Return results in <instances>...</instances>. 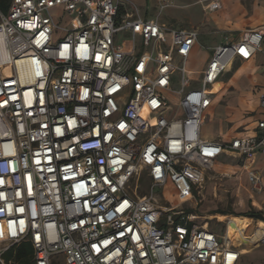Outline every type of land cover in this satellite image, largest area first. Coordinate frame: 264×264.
<instances>
[{"label":"built area","instance_id":"obj_1","mask_svg":"<svg viewBox=\"0 0 264 264\" xmlns=\"http://www.w3.org/2000/svg\"><path fill=\"white\" fill-rule=\"evenodd\" d=\"M172 5L156 0L154 18L151 1L137 0H11L0 10V264H24L7 259L24 243L29 264H238L244 256L227 225L219 238L192 202L203 201L225 152L261 191L252 165L264 155V119L256 136L230 143L201 131L214 86L261 52L264 28L225 37L194 78L187 63L200 35L161 22ZM169 184L190 209L170 208L159 193Z\"/></svg>","mask_w":264,"mask_h":264},{"label":"crops","instance_id":"obj_2","mask_svg":"<svg viewBox=\"0 0 264 264\" xmlns=\"http://www.w3.org/2000/svg\"><path fill=\"white\" fill-rule=\"evenodd\" d=\"M137 1H151V6L155 8L156 0H137ZM152 1H154L153 4ZM218 1L222 5V8L220 10L214 12L208 11L205 8L207 2L202 9L205 13L206 21L211 22L213 26L212 25L210 27L204 26L202 29L200 28L186 29V30L197 31L200 35L199 44H197L193 48V51L187 63L188 71L192 73H196L192 76L194 78L199 77V74L202 71H204V69L207 67L212 57L213 50L216 47L227 43L225 38L221 36L222 32H226V33L227 31L235 32V35L233 34L229 35V37L232 36L230 37V42H231V40L234 41V37L240 36L245 31L264 28V0H230L229 3L226 4H223L221 0ZM173 4H174V0H173ZM154 8L151 11L152 13L150 15L155 14ZM150 15L149 18H154V17H150ZM161 22L167 24L162 20V18H161ZM235 30H239L240 35ZM203 39L210 41L214 39H218L219 41L207 51L200 46V42ZM201 54L206 55L207 62L204 68L198 69L192 65V61L197 57H199ZM235 63H242V64L234 69ZM242 68H248L251 73L254 72L250 89L243 94L238 92V88L236 85L237 77L235 76L236 72H238ZM219 84L222 85V93L227 87L232 89V92L230 94L234 98V104H235L234 107L237 105L248 106L249 109L248 115L250 118H248L247 123H245L246 127L249 125L245 132L242 133L239 132V128H240L239 126H235L231 130L225 129L224 118L228 115V108L222 107L217 104V101L222 93L220 95H214L215 90ZM262 96H264V42L261 52L257 53L248 62H241V61L234 62L232 65H230L229 72L226 73L222 78H220L216 86H214L211 107L206 112L205 122L203 127L206 125V121L210 112L216 113L217 123H218L216 127V134L212 135L211 137H208L207 135L203 134V127H202L201 138L207 141H222L225 143H230L235 139L256 136L258 123L259 121L264 119V109H262L260 106V99ZM263 167H264V155L257 154L252 165V170L261 178L262 186L260 192L254 190L253 185L249 178V173L243 169L239 156H237L236 154H230L226 152L223 153L216 160L212 170L207 175V178H209L210 173L213 171L217 175V181L221 183L224 182V186L228 187L229 189L235 190L234 191L235 193L233 192L234 196L240 201L239 203H237L238 205L237 207L241 210L240 212H244L243 215L239 213L238 217H247L248 219L251 220V224L247 226L244 232L237 233L239 240L242 241L244 256L249 255L251 251L257 249L256 247L259 242V239L262 236V234H264V230H258L257 233L255 234V238L251 240L250 237L249 238L246 237V233H245L246 231L247 233L249 232V230L253 226V222L255 221L254 219H256L249 217V215L252 214L246 211V209L249 208V206H251L256 211L253 213L261 214L262 218L260 219H264V170L262 169ZM217 185H218L217 183L215 185L211 183L208 186V188L205 187L204 189L205 199L209 194H212L215 198H217L218 196ZM225 192H228V189H226ZM192 206L194 208L193 211L195 213L197 212L201 213L203 206L202 202L198 203L197 205L195 202H192ZM211 209L212 208H208V211H213V210L215 211L217 208L213 210ZM222 214L224 215L222 217L225 218L231 217V216H227L225 213ZM197 217L199 218V220L206 221V220H211V218L215 216H210V215L200 216L198 213ZM218 222H220L221 224L226 221L224 220ZM226 225L229 232L236 233L230 222H227ZM211 231L216 235H218L219 238H222L224 234L222 231L219 232H214L213 230ZM240 262L238 264H240Z\"/></svg>","mask_w":264,"mask_h":264},{"label":"rangeland","instance_id":"obj_3","mask_svg":"<svg viewBox=\"0 0 264 264\" xmlns=\"http://www.w3.org/2000/svg\"><path fill=\"white\" fill-rule=\"evenodd\" d=\"M223 4L229 3L230 0H221ZM207 0H174V4L169 10H166L163 13L162 20L166 22L169 26H171L174 29H202L204 26L210 27L212 25L211 22L206 21L205 13L202 10L204 5L206 4ZM154 1H152V4ZM154 8V7H153ZM152 11V10H151ZM250 11V10H249ZM143 12V10H142ZM152 13V12H151ZM53 14L55 15L57 21L62 24L66 25V23L61 21V18L63 16L62 9L58 8L53 11ZM156 14V12H155ZM155 14L150 15V17H154ZM213 26V25H212ZM239 33V30H235ZM234 31H227L222 32L221 36L223 38L233 34L235 35ZM218 36V35H216ZM219 40H205L203 39L200 42V46L204 50H209L213 47L214 44H216ZM207 62V57L205 54H201L199 57L194 59L192 61V65L196 68H204ZM242 63H235L234 69L241 65ZM258 72V71H255ZM260 72V71H259ZM253 73L250 72L248 68H242L238 72H236L237 77V88L238 92L243 94L246 93L247 90L250 89L251 82L253 80ZM232 89L227 87L224 92L222 93V85L219 84L215 90L214 95H220L217 104L228 108V115L224 118V127L225 129H233L235 126H239V132H245L247 130V127L245 126V123H247L249 115H248V106L247 105H237L234 107V98L231 96ZM217 114L210 112L206 125L203 127V134L207 135L208 137H211L212 135L216 134V127H217ZM264 170V167L262 168ZM213 183L214 185L217 183L218 187V196L215 198L212 194H209L206 199L204 198L202 203V210L201 213H199L200 216H224L222 213H225L227 216L235 217V218H244L246 220L251 221L247 217H238V214H244V212H240L241 210L237 207V203L240 201L235 198L234 196V189H229L228 187L224 186V182L217 181V175L212 171L209 175V178L206 182V188ZM228 189V192H225V190ZM234 192V193H233ZM160 195L163 197L165 202H167L170 205V208L172 209H190V203H180L177 198L174 195V189L171 184L166 186L163 190L159 191ZM226 193V194H225ZM208 208L216 209L215 211H208ZM208 211V212H207ZM247 212L253 213L256 212L251 206L246 209ZM225 215V216H226ZM212 217V218H215ZM203 218V217H202ZM253 226L247 233L248 236H251L257 227H259V222L264 223L263 219H254ZM217 219H211L206 220V223L208 224V228L213 230L214 232L222 231L225 232L226 229V222L221 223L218 222ZM227 234L230 239L238 238L237 233H231L227 229ZM251 240L255 238L250 237ZM240 264H264V245H259L257 249L251 251L249 255L243 256L241 259Z\"/></svg>","mask_w":264,"mask_h":264},{"label":"trees","instance_id":"obj_4","mask_svg":"<svg viewBox=\"0 0 264 264\" xmlns=\"http://www.w3.org/2000/svg\"><path fill=\"white\" fill-rule=\"evenodd\" d=\"M11 0H0V10L3 12H7L10 6ZM249 217L260 219L261 214L252 213ZM211 219H218L219 221H227L230 222L235 230L236 233H242L245 231L248 225L251 224V221L246 220L244 218H235L229 217L225 218L222 216H216L215 218ZM227 219V220H226ZM264 220V219H263ZM258 230H264V223L259 222ZM33 253L32 246L29 243L21 244L15 248H13L7 255V259H13L15 262L29 264L30 257Z\"/></svg>","mask_w":264,"mask_h":264},{"label":"bare ground","instance_id":"obj_5","mask_svg":"<svg viewBox=\"0 0 264 264\" xmlns=\"http://www.w3.org/2000/svg\"><path fill=\"white\" fill-rule=\"evenodd\" d=\"M216 86V85H215Z\"/></svg>","mask_w":264,"mask_h":264}]
</instances>
